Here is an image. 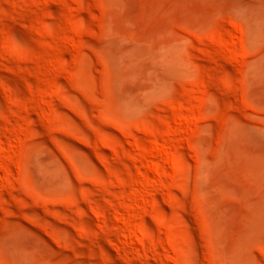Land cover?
<instances>
[{
  "label": "rangeland",
  "instance_id": "rangeland-1",
  "mask_svg": "<svg viewBox=\"0 0 264 264\" xmlns=\"http://www.w3.org/2000/svg\"><path fill=\"white\" fill-rule=\"evenodd\" d=\"M0 264H264V0H0Z\"/></svg>",
  "mask_w": 264,
  "mask_h": 264
}]
</instances>
